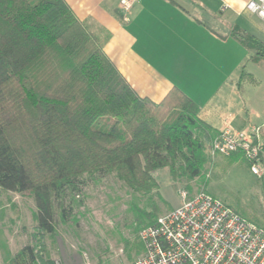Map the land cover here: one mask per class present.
<instances>
[{
  "label": "trees",
  "instance_id": "obj_1",
  "mask_svg": "<svg viewBox=\"0 0 264 264\" xmlns=\"http://www.w3.org/2000/svg\"><path fill=\"white\" fill-rule=\"evenodd\" d=\"M233 35L264 58V43L238 27ZM217 134L178 88L158 103L139 96L66 0H0V190L33 198L41 232L56 234L57 215L71 220L86 178L114 175L148 197L162 169L173 181L202 178ZM259 184L264 193V175ZM198 193L209 194L206 183ZM134 210L137 232L157 223ZM11 264L51 263L28 244Z\"/></svg>",
  "mask_w": 264,
  "mask_h": 264
},
{
  "label": "crops",
  "instance_id": "obj_2",
  "mask_svg": "<svg viewBox=\"0 0 264 264\" xmlns=\"http://www.w3.org/2000/svg\"><path fill=\"white\" fill-rule=\"evenodd\" d=\"M250 1L140 0L124 16L121 0H66L139 96L158 103L178 88L216 132L264 126L244 104L247 55L233 35L241 27L226 21L229 12L252 15Z\"/></svg>",
  "mask_w": 264,
  "mask_h": 264
},
{
  "label": "rangeland",
  "instance_id": "obj_3",
  "mask_svg": "<svg viewBox=\"0 0 264 264\" xmlns=\"http://www.w3.org/2000/svg\"><path fill=\"white\" fill-rule=\"evenodd\" d=\"M227 18L241 27L240 32L264 43L263 23L257 16L229 12ZM216 30L222 32L219 26ZM255 53L244 43L247 56L239 76L244 70V104L259 114L253 122L260 125L264 120V58L253 60ZM208 153L202 178L173 181L169 171L162 169L156 173L159 190L149 197L135 194L114 175L86 178L83 192L74 197L71 220L63 223L57 215L59 225L53 236L37 228V207L31 196L0 190V264H11L13 256L28 244L35 245L51 264H128L143 252L126 249V242L141 243L134 209L161 217L182 204V191L197 194L204 183L209 194L243 211L264 229L260 177L251 173L248 162L240 156L213 155L210 148Z\"/></svg>",
  "mask_w": 264,
  "mask_h": 264
},
{
  "label": "built area",
  "instance_id": "obj_4",
  "mask_svg": "<svg viewBox=\"0 0 264 264\" xmlns=\"http://www.w3.org/2000/svg\"><path fill=\"white\" fill-rule=\"evenodd\" d=\"M140 0H121L126 16ZM247 11L263 23L264 0H251ZM213 155L241 154L253 175H264L261 128L228 127L211 145ZM182 204L143 229V252L128 264H264V229L242 218L207 193L181 192Z\"/></svg>",
  "mask_w": 264,
  "mask_h": 264
}]
</instances>
